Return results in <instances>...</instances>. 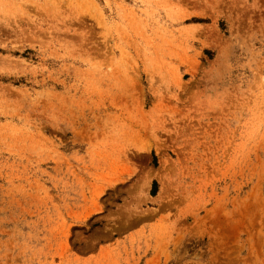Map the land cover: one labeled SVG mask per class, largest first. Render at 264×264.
Instances as JSON below:
<instances>
[{
    "label": "rangeland",
    "instance_id": "rangeland-1",
    "mask_svg": "<svg viewBox=\"0 0 264 264\" xmlns=\"http://www.w3.org/2000/svg\"><path fill=\"white\" fill-rule=\"evenodd\" d=\"M0 264H264V0H0Z\"/></svg>",
    "mask_w": 264,
    "mask_h": 264
}]
</instances>
